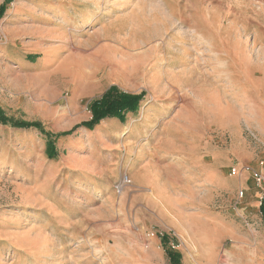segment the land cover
<instances>
[{
	"label": "rangeland",
	"instance_id": "374dc122",
	"mask_svg": "<svg viewBox=\"0 0 264 264\" xmlns=\"http://www.w3.org/2000/svg\"><path fill=\"white\" fill-rule=\"evenodd\" d=\"M5 1L3 15L17 0ZM88 1L77 13L90 11L94 18L69 32L105 24L117 59L122 53L143 59L125 64L121 81H111L112 59L88 66V56L65 62L60 53L54 88L67 86H59L43 122L0 109L5 123L37 124L42 135L33 150L21 148L32 165H0V264H252L248 253L254 251L253 264H264L258 258L264 255V185L251 178H264V0ZM184 69L192 82L180 93L174 139L200 154L202 164L195 170L187 160L173 163L160 167L156 180L136 182L126 174L137 167L127 166V153L157 141L139 133L133 139L124 127L146 126L144 109L155 98L147 79L157 85ZM112 88L141 97L124 115L120 134L100 135L99 123L81 127L92 118L91 105ZM44 138L56 158L48 157ZM6 145L2 134L0 148ZM233 167L242 173L231 176ZM206 170H212L207 182L200 178ZM123 175L130 184L116 194L113 186Z\"/></svg>",
	"mask_w": 264,
	"mask_h": 264
},
{
	"label": "crops",
	"instance_id": "0c3cea01",
	"mask_svg": "<svg viewBox=\"0 0 264 264\" xmlns=\"http://www.w3.org/2000/svg\"><path fill=\"white\" fill-rule=\"evenodd\" d=\"M88 4V0H17L12 6V10L3 15L0 19V109L4 115L28 121L40 120L43 122L45 120L48 106L50 107L54 100H57V95L60 92L59 86L60 88L67 86L66 82L65 84L60 82V85H56L54 88V83L59 82L54 79V76L57 73L55 72L56 59L60 53L65 55V62H69L74 56H88L90 61L88 66L91 64L101 66L112 59L114 64L112 63L110 67V79L111 81H121L119 73H124L125 64L132 65L136 57L133 58L132 54L122 53L117 59V48L112 45L108 32L105 31L107 25H98L90 33L71 34L69 32L79 23L88 24L91 21V16L94 18V14H90V11L85 14L77 13L79 8L81 11ZM70 23H73L72 28L69 26ZM121 42L125 43L124 40ZM69 45L76 47L69 50L67 49ZM58 50H60L59 54H55ZM142 59V55H137L136 65H140ZM122 66L124 67L121 68ZM187 70L184 69L179 74L174 73L176 76L174 80L164 76L161 83L157 85L151 84L147 79L146 83L155 98H153V103L144 109V115L147 116L146 126L139 128V126L129 124L124 127L125 133L133 136L131 137L133 139L135 138L134 134L139 133L146 135V138L150 136L147 141H157L156 146H152L149 144L150 142L143 143V146L134 147L127 153V157H129L127 166L131 163V166L137 164V167L132 166L129 170L126 168V174H130L136 182L146 179L148 176L157 179L158 171L163 170L160 167L169 168L173 163L180 165L187 160L191 165L190 168L195 170L202 164L200 154L196 151L190 152L187 146H178V142L174 139V136L180 131L177 123V118L182 110V105L179 103L180 93L186 90V83L192 82L190 79H184ZM108 86V84L103 88L100 86L99 93L96 95L100 96ZM130 113H126L125 116L127 117ZM123 122L124 118L123 120L105 118L99 122V129L102 130V133H98L100 135L105 133L108 136L118 135ZM15 123L21 122L6 121V123L0 124V135H7L8 141V145L0 148V152L4 151L12 155L11 161H9L8 154L0 155V160H3L0 165L6 167L32 165L31 161L25 157L22 158L20 151L24 144L26 145L23 146L24 151H27L28 148V150H33L34 144L32 143L42 135L35 127L18 128L14 127ZM111 124L116 127V131L113 133L109 131ZM144 145H147V148ZM119 163H121L120 160ZM154 168L157 169L154 170ZM211 171H204L200 178L206 182L209 181L212 178ZM192 177L194 180L196 179L195 176ZM153 187L155 186L153 185ZM248 254L252 255L249 261L252 264L256 262L257 253L254 251ZM258 258L263 259L264 255ZM244 261L240 260V262Z\"/></svg>",
	"mask_w": 264,
	"mask_h": 264
},
{
	"label": "trees",
	"instance_id": "16d2710c",
	"mask_svg": "<svg viewBox=\"0 0 264 264\" xmlns=\"http://www.w3.org/2000/svg\"><path fill=\"white\" fill-rule=\"evenodd\" d=\"M3 8L4 6L2 5L0 7V19L3 15ZM140 99V95L123 94L112 88L106 94H104L100 100L95 101L91 105L90 109L92 112V118L89 122L83 123L81 127L90 128L94 124H97L101 120L108 117H115L120 120H123V117L126 113L133 112L139 107ZM0 122L5 123V120L3 118H0ZM14 127H35L36 129H38V131H40V126H38L37 124L15 123ZM71 132L72 131L63 135H69ZM47 139L48 142L46 145V153L48 154L49 158H56V148L54 144L49 141V138ZM261 210L262 212H264V204H262ZM168 256L170 260H172L174 263H177L175 261V254H173V252H169Z\"/></svg>",
	"mask_w": 264,
	"mask_h": 264
},
{
	"label": "built area",
	"instance_id": "2783aa9c",
	"mask_svg": "<svg viewBox=\"0 0 264 264\" xmlns=\"http://www.w3.org/2000/svg\"><path fill=\"white\" fill-rule=\"evenodd\" d=\"M242 173V170L236 167L231 168L230 170V175L231 176H236ZM251 178L254 180V182L258 185V186H263L264 185V178L261 174H257V173H251ZM130 184V180L128 179V177L126 175H123L118 182H116L113 186L114 192L116 194H120L121 192L124 191V189L126 187H128ZM243 196V192L240 191L238 193V197L241 198Z\"/></svg>",
	"mask_w": 264,
	"mask_h": 264
},
{
	"label": "bare ground",
	"instance_id": "6f19581e",
	"mask_svg": "<svg viewBox=\"0 0 264 264\" xmlns=\"http://www.w3.org/2000/svg\"><path fill=\"white\" fill-rule=\"evenodd\" d=\"M122 62H123V61H122ZM133 63H136V60H135V59L133 60ZM119 64H120V63H119ZM262 64H263V63H262ZM120 65H121V64H120ZM121 68H122V67H121ZM127 69H128V68H127ZM122 71H124V70H122Z\"/></svg>",
	"mask_w": 264,
	"mask_h": 264
}]
</instances>
